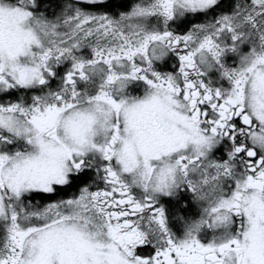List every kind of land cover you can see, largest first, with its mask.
<instances>
[{
	"label": "snow or ice",
	"instance_id": "1",
	"mask_svg": "<svg viewBox=\"0 0 264 264\" xmlns=\"http://www.w3.org/2000/svg\"><path fill=\"white\" fill-rule=\"evenodd\" d=\"M0 264H264V0H0Z\"/></svg>",
	"mask_w": 264,
	"mask_h": 264
}]
</instances>
